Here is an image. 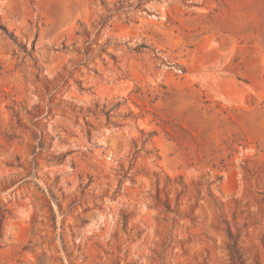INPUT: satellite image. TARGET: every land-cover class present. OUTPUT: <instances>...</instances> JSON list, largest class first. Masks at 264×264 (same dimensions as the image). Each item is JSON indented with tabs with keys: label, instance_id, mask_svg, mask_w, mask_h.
I'll return each mask as SVG.
<instances>
[{
	"label": "rangeland",
	"instance_id": "obj_1",
	"mask_svg": "<svg viewBox=\"0 0 264 264\" xmlns=\"http://www.w3.org/2000/svg\"><path fill=\"white\" fill-rule=\"evenodd\" d=\"M0 264H264V0H0Z\"/></svg>",
	"mask_w": 264,
	"mask_h": 264
}]
</instances>
